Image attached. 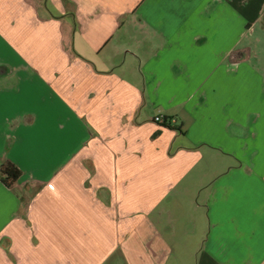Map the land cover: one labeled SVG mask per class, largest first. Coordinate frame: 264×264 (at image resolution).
Returning <instances> with one entry per match:
<instances>
[{
  "label": "crops",
  "instance_id": "1",
  "mask_svg": "<svg viewBox=\"0 0 264 264\" xmlns=\"http://www.w3.org/2000/svg\"><path fill=\"white\" fill-rule=\"evenodd\" d=\"M5 161L0 264H264V0H0Z\"/></svg>",
  "mask_w": 264,
  "mask_h": 264
},
{
  "label": "trees",
  "instance_id": "2",
  "mask_svg": "<svg viewBox=\"0 0 264 264\" xmlns=\"http://www.w3.org/2000/svg\"><path fill=\"white\" fill-rule=\"evenodd\" d=\"M167 117H163V124L170 125L166 121ZM21 175V170L12 162L5 161L0 164V181L3 185L11 186Z\"/></svg>",
  "mask_w": 264,
  "mask_h": 264
},
{
  "label": "built area",
  "instance_id": "3",
  "mask_svg": "<svg viewBox=\"0 0 264 264\" xmlns=\"http://www.w3.org/2000/svg\"><path fill=\"white\" fill-rule=\"evenodd\" d=\"M163 117H164V116H162V115H160V114H157V115L153 116V120L156 121V122H163ZM166 121H167L168 123H172V122L175 121V119L172 118V117H167V118H166Z\"/></svg>",
  "mask_w": 264,
  "mask_h": 264
},
{
  "label": "rangeland",
  "instance_id": "4",
  "mask_svg": "<svg viewBox=\"0 0 264 264\" xmlns=\"http://www.w3.org/2000/svg\"><path fill=\"white\" fill-rule=\"evenodd\" d=\"M258 44H259V43H258ZM262 44H263V43H260V44H259V45H260V47H258V51L262 49V47H261V46H262Z\"/></svg>",
  "mask_w": 264,
  "mask_h": 264
}]
</instances>
